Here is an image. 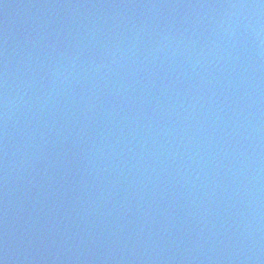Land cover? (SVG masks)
Wrapping results in <instances>:
<instances>
[{
    "label": "water",
    "instance_id": "1",
    "mask_svg": "<svg viewBox=\"0 0 264 264\" xmlns=\"http://www.w3.org/2000/svg\"><path fill=\"white\" fill-rule=\"evenodd\" d=\"M0 264H264V0H0Z\"/></svg>",
    "mask_w": 264,
    "mask_h": 264
}]
</instances>
